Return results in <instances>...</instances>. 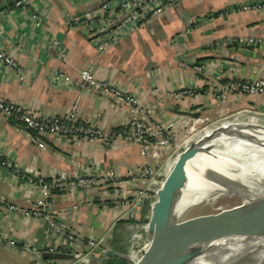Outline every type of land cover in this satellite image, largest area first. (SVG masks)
<instances>
[{
    "label": "crops",
    "instance_id": "crops-1",
    "mask_svg": "<svg viewBox=\"0 0 264 264\" xmlns=\"http://www.w3.org/2000/svg\"><path fill=\"white\" fill-rule=\"evenodd\" d=\"M17 1L0 0V43L23 74L0 63V102L20 104L42 119L63 117L77 103L81 119L105 132H118L134 118L133 110L114 108L111 99L94 92L81 95L74 84L57 77L63 72L77 80L80 70L91 67L97 79L135 93L143 108L154 107L155 120L163 124L172 117L182 119L176 115L180 107L218 117L247 109L264 112L263 96L233 94L219 103L207 94L216 78L221 84L264 78V46L243 48L236 42L239 37L264 39V10L241 9L264 0H180L145 27L118 34L104 52L93 41L101 34L75 22L98 12L104 2L119 0H28L26 9L17 8ZM121 17L120 13L114 16ZM54 41L60 42L66 62ZM193 63L208 66L209 73H194ZM184 88L199 95L178 101L168 96ZM252 119L248 118L264 124V116ZM31 136L0 110V151L15 166L7 169L0 164V196L15 208H0V264L53 263L34 251L54 248L58 235L42 219L23 216L42 198L37 182L53 186L43 214L69 226L80 238L100 236L127 210L104 209L110 195L104 188L72 192L69 184L84 176L100 179L105 173L121 180L147 164L133 144L119 142L111 148L101 140L47 137L46 148L40 149ZM59 184L64 188L55 187ZM150 214L145 208L143 216ZM125 232L121 226L117 233ZM29 245L34 251L27 249ZM93 259L92 264H98Z\"/></svg>",
    "mask_w": 264,
    "mask_h": 264
},
{
    "label": "built area",
    "instance_id": "built-area-1",
    "mask_svg": "<svg viewBox=\"0 0 264 264\" xmlns=\"http://www.w3.org/2000/svg\"><path fill=\"white\" fill-rule=\"evenodd\" d=\"M179 1L180 0H119V2L116 3L104 2L98 12L86 14L85 18L75 22V24H82L85 27H89V29L94 32L101 34L93 41L96 43L98 50L104 52L110 44L115 42L118 34L145 27L150 21L164 14ZM27 4L28 0H18L15 6L20 9H26ZM241 9L244 11L264 10V3L244 5ZM119 13L122 17L117 20L114 16ZM33 18L34 20L38 19L37 16H33ZM236 42L243 48L264 46V39H255L252 37H239ZM215 45L220 46L219 43ZM53 46L60 51L62 61L66 62V57L62 54L60 42L54 41ZM0 63L17 70L18 74H23V70L19 67L18 62L1 46V43ZM192 69L193 72L198 75H206L209 73L208 66L206 65H197L193 63ZM57 77L67 84H74L75 88L79 89L81 95L94 92L99 94L102 98L111 99L114 108L124 107L133 110L135 113L134 118L118 132H105L96 126L90 125L87 121L79 117L77 103L71 108V111L63 117L42 119L36 115L35 112L26 109L20 104L0 102V110L5 118L7 120H13L23 132L30 133L32 135L30 141L34 145L38 146L40 149H45L46 147L43 139L47 137H61L66 139L82 138L91 143L101 140L106 145H110L111 148H115L119 142L135 144L139 146L142 158L147 160V164L144 165H147V167H145L146 174H148L147 169L150 170V164H158L161 154L167 149L164 145L172 142V136L171 132L168 130L169 125L167 126L161 123V121L155 120L154 107L143 108L135 93L127 92L119 85L111 83L110 81L97 79L91 67L80 70L77 80L72 79L63 72H59ZM216 79L217 80L211 81L207 94L219 103L225 102L228 100L229 96L233 94L239 96L258 95L264 97V78L257 80H251L249 78L230 80L225 84H221L219 79ZM154 92L158 93V90L156 89ZM198 95L199 94L195 92V90L190 88H184L180 91L168 94L169 97L175 100H179L182 97L195 98ZM238 119H227L224 122L228 121V124L241 120L250 122L248 118L245 117H240V120ZM224 122L221 123V125H224ZM0 164L7 169L15 167L9 160L3 157L1 151ZM15 172L17 173V171ZM101 177L110 180L119 179L114 178L112 173L102 174ZM94 179L95 178L89 176L78 178L76 181L70 183L67 189L72 192L78 189H89L93 187ZM35 185L41 190L42 198L34 209L23 211V216L26 218H40L48 227L56 232L59 241L54 248L47 251L69 254L68 252H71L73 247L78 244V240L75 238L74 233L71 232L68 226L58 224L52 216L43 214L42 212V209L49 205L48 200L51 198L53 186L48 185L43 180H40ZM55 187L64 188V184H59V186ZM0 208H7L10 211L15 209L7 203L6 198L3 196H0ZM11 244H13V242H11ZM140 256L141 253L137 260L140 259ZM55 262L56 261H53V263Z\"/></svg>",
    "mask_w": 264,
    "mask_h": 264
},
{
    "label": "bare ground",
    "instance_id": "bare-ground-1",
    "mask_svg": "<svg viewBox=\"0 0 264 264\" xmlns=\"http://www.w3.org/2000/svg\"><path fill=\"white\" fill-rule=\"evenodd\" d=\"M227 124L228 121L224 122V125ZM212 131L207 130L201 138ZM211 153L213 155L198 159L192 171L188 172L176 208L178 227L188 210L212 208L215 210L214 217L206 218L197 225H209L210 230L214 225L226 227L229 225L226 221L232 219L229 223L238 225L236 236L222 238L210 231L201 237H188L177 231L172 261L175 264H233L236 259H246V264H264V242L245 245V239L264 226V144L221 139L215 143ZM178 157L171 162V166H167V176ZM223 201L231 205L219 206ZM241 216L246 222L238 224L237 218ZM259 220L263 223L255 226ZM198 245L202 253L194 257L196 251L200 252Z\"/></svg>",
    "mask_w": 264,
    "mask_h": 264
},
{
    "label": "rangeland",
    "instance_id": "rangeland-1",
    "mask_svg": "<svg viewBox=\"0 0 264 264\" xmlns=\"http://www.w3.org/2000/svg\"><path fill=\"white\" fill-rule=\"evenodd\" d=\"M181 99L183 97L179 100ZM176 101L178 100L176 99ZM181 109L180 107L177 111H184ZM199 112L202 117L196 121L193 118L185 116L182 119L172 117V120L165 124L167 126L169 125L168 130L171 132L172 142L164 145L167 149L161 154L160 161L157 165L150 164V170L147 169L148 174L145 173V167L147 165H142L133 171H129L127 177L121 180L94 179L93 187L89 189L104 188L106 189L105 192H110L109 199L106 198L104 202V209H117L115 211L119 213L120 210L125 208L127 210L126 214L124 212L123 214H118L117 219L110 229L100 236L89 235L80 238L68 226L78 240V244L73 247L71 252H68L74 256V259L60 261V263L56 261L51 264H92L93 258L98 260V264H108L107 262L135 264V261L147 244L146 240L150 216H143L145 208L149 207L151 213L152 207L157 199V191L169 172L167 171V166H171V162L184 151L187 143L192 140H198L207 130H213L227 119L239 118L238 120H240V117H245L257 120L264 116V112L257 110L249 111V109L244 111L238 110L223 117L203 115L204 110ZM195 123L197 125L195 127L196 129H194V126H196L194 125ZM221 205L228 207L231 204L228 201H223L219 204V206ZM214 215L215 210L212 208L190 209L180 220L181 226H183L181 230L190 232L189 226H194L198 222H204L206 218L214 217ZM121 226L127 229V232L124 234L117 233ZM28 248L34 251V248L30 245L27 246ZM107 251L114 252V255H108ZM34 252L38 253L36 250Z\"/></svg>",
    "mask_w": 264,
    "mask_h": 264
},
{
    "label": "water",
    "instance_id": "water-1",
    "mask_svg": "<svg viewBox=\"0 0 264 264\" xmlns=\"http://www.w3.org/2000/svg\"><path fill=\"white\" fill-rule=\"evenodd\" d=\"M176 113L180 116L190 117L195 120L201 117L200 112L176 111ZM221 139H239L255 144H264V125L242 120L231 122L227 125L218 126L213 129L210 135L200 140H192L187 143L186 148L179 154L176 164L157 191V199L152 207L148 223L147 244L145 249L141 252L139 261L135 264H175L172 261V253L177 231L183 236L188 237H201L208 234L210 231L212 234L220 235L222 238L236 236L238 225L229 223L232 222V219L226 221L229 224L226 227L214 225L215 227L211 226L209 230V225L200 227L201 224H196L188 227L190 232H184L181 230L183 226L178 227L176 217L177 204L180 200L188 172L192 171L198 159L213 155L211 151L214 149L215 143ZM229 182L231 181L229 180ZM231 183L233 184V182ZM237 220L238 224L246 222L242 216L238 217ZM262 223L263 221L259 220L255 223V226H260ZM245 242V245H251L255 242H264V226L254 234L248 236ZM198 247L200 248V252L196 251L197 253L194 257L200 256L202 253L200 245H198ZM107 254L113 256L114 252L107 251ZM36 255L50 261H67L74 259L73 255L61 252L43 251L36 253ZM236 263L246 264L247 260L236 259L233 261V264Z\"/></svg>",
    "mask_w": 264,
    "mask_h": 264
}]
</instances>
